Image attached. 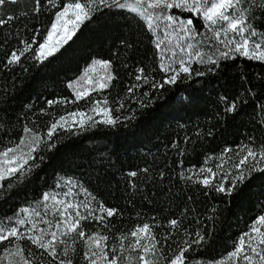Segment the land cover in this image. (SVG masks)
<instances>
[{
	"label": "trees",
	"instance_id": "1",
	"mask_svg": "<svg viewBox=\"0 0 264 264\" xmlns=\"http://www.w3.org/2000/svg\"><path fill=\"white\" fill-rule=\"evenodd\" d=\"M33 7V0H18L0 11L5 17H20L0 29V141L18 139L23 125L30 121L42 127L46 125L54 118L40 112L41 108H48L47 100L74 99V89L88 90L94 86L88 83L89 77L99 81L109 72L115 77L109 88L91 94L92 100L107 96L114 110L118 106L116 102L126 97L127 86L135 82L138 67L160 78L157 71H153L157 56L152 39L140 22L120 10L82 26L51 62L36 66L30 59L22 58L21 65L4 68L6 54L22 47L19 39H30L33 28H49L54 19V10L47 4L39 14L32 12ZM25 13H28L27 18ZM194 22L202 29L201 21ZM253 23L264 30V11H255ZM204 51L212 54L207 46ZM95 60L111 61L112 67L104 69L95 65L85 74V69ZM209 67L212 65L194 62V71L205 72V75H193L191 79L168 86L162 93L164 98L155 101L150 108L138 110L137 119L127 127L100 124L66 136L57 149L48 154L47 162L34 173L30 183L0 198V218L12 216L29 202L38 200L43 192L55 187L58 179L72 177L81 181L106 206L120 210V216L110 218L115 232L130 231L144 222L152 223L153 217L166 226L169 219L184 213L181 218L189 232L207 231L211 227L213 234L209 244L198 251L195 258L205 261L222 257L264 210V174L253 173L231 196L215 192L205 195L201 185L182 180L179 174L191 175L206 156L218 157L225 147L235 148L247 143L249 137H253L257 145L264 143V125L261 124L264 112L257 107L264 103V80L261 79L264 63L236 56L222 60L215 71L208 72ZM78 78L81 79L74 89H70L68 83ZM249 88L255 95L248 92ZM143 90H148L147 86ZM224 97L228 102L239 98L237 112H225ZM90 107L87 100H81L75 104L53 105L48 111L59 116L77 109L87 112ZM128 107L138 108L134 101L126 102V108L117 114L127 115ZM174 143L178 148L173 147ZM180 149L185 150L184 155H180ZM218 162L210 160L208 166L214 167ZM144 168L149 169L147 176L141 171ZM131 171H137L138 176L130 178ZM130 179H134L135 188L130 186ZM214 207L216 219L212 223L207 217L212 215ZM88 223L89 231H103L102 225ZM158 231L161 235L172 231L177 243L181 242V237L194 238L167 227ZM67 246H71V241Z\"/></svg>",
	"mask_w": 264,
	"mask_h": 264
},
{
	"label": "snow or ice",
	"instance_id": "2",
	"mask_svg": "<svg viewBox=\"0 0 264 264\" xmlns=\"http://www.w3.org/2000/svg\"><path fill=\"white\" fill-rule=\"evenodd\" d=\"M17 2L0 0V11L7 4ZM33 4L34 14H39L47 4L54 10V19L49 28H33L30 39H19L22 47L6 54L4 68L21 65L22 58L30 59L36 66L45 65L57 57L86 23L120 10L140 22L152 39L157 56L153 71H157L160 78L138 67L135 82L127 86L126 97L116 102L115 110L109 106L107 96L101 100L91 99L92 92L111 86L115 77L110 72L99 81L89 77L88 83L94 86L88 90L74 89L81 78L70 81L68 87L74 89L75 98L47 100L48 108L81 100H87L91 107L87 112L77 109L59 116L49 113L48 108H41L42 114L54 118L43 127L35 121L25 123L18 139L0 141V198L30 183L34 173L47 162L48 154L55 151L66 136L100 124L127 127L137 119L138 110L150 108L155 101L163 99L162 93L168 86L191 79L193 75H205V72L194 71V62L212 65L208 72L215 71L222 60L236 56L264 63V30L253 23L255 11H264V0H33ZM27 16L25 13L24 17ZM69 16L73 19L69 20ZM19 19L15 15H0V29ZM196 20L201 21L202 29H198ZM205 46L211 55L205 53ZM95 65L104 69L112 67L111 61L95 60L85 69V74ZM145 86L148 90H143ZM248 92L255 95L251 88ZM222 99L227 103L226 113L237 112L239 98L231 102L226 97ZM132 101L138 108L128 107L127 115L117 114L126 108V102ZM257 107L264 112V103ZM96 116L101 118L97 120ZM261 124L264 125V121ZM173 147L178 148V145L174 143ZM179 153L184 155L185 150L180 149ZM213 159L219 162L214 167L208 166ZM141 171L147 176L149 169ZM253 173L264 174V143L257 145L254 138L249 137L247 143L235 148L225 147L218 157L206 156L191 175L181 172L179 176L201 185L205 195L215 192L231 196ZM128 175L136 178L138 172L131 171ZM163 176L161 172L160 177ZM129 184L136 187L134 179H130ZM211 211L207 219L214 223L215 207ZM120 215L119 209L99 201L81 181L72 177L58 179L55 187L43 192L38 200L29 202L12 216L0 218V264H161V261L163 264H264V210L248 230L237 237L231 250L219 259L205 261L196 259L195 255L209 244L213 235L211 227L207 231L189 232L181 213V217L169 219L166 226L153 217L152 223L144 222L130 231L115 232L110 218ZM90 221L102 225L103 231H89ZM161 227L176 233L183 231L185 237L194 238L181 237V242L177 243L172 231L161 235L158 231ZM69 241L71 246H67Z\"/></svg>",
	"mask_w": 264,
	"mask_h": 264
},
{
	"label": "rangeland",
	"instance_id": "3",
	"mask_svg": "<svg viewBox=\"0 0 264 264\" xmlns=\"http://www.w3.org/2000/svg\"><path fill=\"white\" fill-rule=\"evenodd\" d=\"M71 19H73V17L69 16V20H71ZM68 29H69V30L72 29V25H71V24L68 25ZM57 191H59V189H57Z\"/></svg>",
	"mask_w": 264,
	"mask_h": 264
}]
</instances>
